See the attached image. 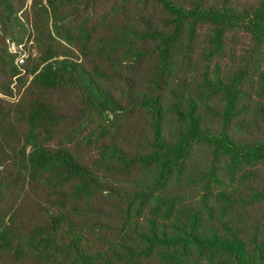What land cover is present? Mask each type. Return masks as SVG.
I'll return each mask as SVG.
<instances>
[{"label": "trees", "instance_id": "16d2710c", "mask_svg": "<svg viewBox=\"0 0 264 264\" xmlns=\"http://www.w3.org/2000/svg\"><path fill=\"white\" fill-rule=\"evenodd\" d=\"M0 264H264V0H0Z\"/></svg>", "mask_w": 264, "mask_h": 264}, {"label": "rangeland", "instance_id": "374dc122", "mask_svg": "<svg viewBox=\"0 0 264 264\" xmlns=\"http://www.w3.org/2000/svg\"><path fill=\"white\" fill-rule=\"evenodd\" d=\"M21 47V46H20ZM20 47H17L15 44H10V50L12 51V52H16V51H18V50H21L20 49ZM25 55L26 54H24V53H22L19 57H18V59H17V62H18V64L20 65V66H23L24 65V62L23 63H21L20 62V60L21 59H24L25 58Z\"/></svg>", "mask_w": 264, "mask_h": 264}, {"label": "built area", "instance_id": "2783aa9c", "mask_svg": "<svg viewBox=\"0 0 264 264\" xmlns=\"http://www.w3.org/2000/svg\"><path fill=\"white\" fill-rule=\"evenodd\" d=\"M18 60H19V59H18ZM20 62L23 63V62H24V59H21Z\"/></svg>", "mask_w": 264, "mask_h": 264}]
</instances>
